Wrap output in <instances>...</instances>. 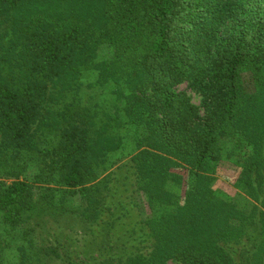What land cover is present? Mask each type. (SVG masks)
<instances>
[{
    "label": "trees",
    "instance_id": "1",
    "mask_svg": "<svg viewBox=\"0 0 264 264\" xmlns=\"http://www.w3.org/2000/svg\"><path fill=\"white\" fill-rule=\"evenodd\" d=\"M0 264H264V0H0Z\"/></svg>",
    "mask_w": 264,
    "mask_h": 264
},
{
    "label": "rangeland",
    "instance_id": "2",
    "mask_svg": "<svg viewBox=\"0 0 264 264\" xmlns=\"http://www.w3.org/2000/svg\"><path fill=\"white\" fill-rule=\"evenodd\" d=\"M179 90L180 91H184L185 90V85L180 86ZM187 92L190 95V97L192 98V102L195 103L196 105H199V103H200L199 98L195 94L191 93L190 91H187Z\"/></svg>",
    "mask_w": 264,
    "mask_h": 264
}]
</instances>
